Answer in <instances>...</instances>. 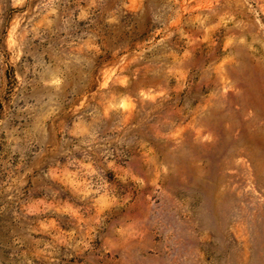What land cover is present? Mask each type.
Listing matches in <instances>:
<instances>
[{"label":"rangeland","instance_id":"obj_1","mask_svg":"<svg viewBox=\"0 0 264 264\" xmlns=\"http://www.w3.org/2000/svg\"><path fill=\"white\" fill-rule=\"evenodd\" d=\"M0 264H264V0H0Z\"/></svg>","mask_w":264,"mask_h":264}]
</instances>
